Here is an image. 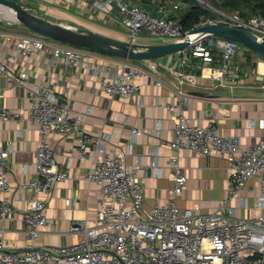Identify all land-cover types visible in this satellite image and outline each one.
I'll return each instance as SVG.
<instances>
[{
  "label": "built area",
  "instance_id": "obj_1",
  "mask_svg": "<svg viewBox=\"0 0 264 264\" xmlns=\"http://www.w3.org/2000/svg\"><path fill=\"white\" fill-rule=\"evenodd\" d=\"M111 2L115 3L120 23L132 42H145V39L166 42L188 36L189 30L184 29L180 19L164 15L168 10L167 1L157 5V14L147 11L142 0H93L92 4L103 11ZM206 6L214 15H204L193 27L221 22L247 28L264 38V16L245 17L235 10ZM179 8L177 3L171 6L174 14ZM215 38L194 41L188 48L201 60L202 75L222 81L226 74L233 72L230 63L237 51L249 47L234 39ZM17 46L25 54L36 49L51 53L48 59L51 67L58 65V57L72 66L86 60L93 52L97 53L34 32L19 35ZM107 56L101 63L88 62L87 68L99 76L100 86L111 99L138 92L141 83L137 80L141 77L153 76L158 85L163 83L156 77L154 64L146 67L131 59ZM217 59L222 61L221 66L212 65L214 61H220ZM8 67L7 63L0 62L3 76L11 78ZM172 73L176 79L175 95L164 103L167 110L175 114L168 144L175 150L188 148L227 160L230 170L227 196L220 200L217 209L201 212L198 205H178V196L187 176L178 156L172 154L166 160L173 174L170 197L165 203H155L146 210L144 186L136 173V169L142 167L140 158L136 168H131L122 155L109 151L106 132L94 134L83 128L82 121L84 115L90 113V107L73 111L70 104L57 97L50 88L34 83L30 88L32 105L27 118L36 124L39 141L35 147L34 172L22 184L32 192L24 212L27 243L20 249H10L3 241L5 222L14 218L15 210L11 200L4 195L10 189L7 160L10 150L0 147V264H264V212L238 216L235 207L228 204V199L238 195L249 178L256 177L260 187L256 204L264 208V137L243 144L238 137L221 134L212 121L205 125L192 122L186 114L190 94L182 88L185 78L192 76L179 65ZM26 75L21 71L13 79L19 81ZM157 104H162L160 98ZM19 115L17 109L0 108L2 121ZM257 123L264 127V118ZM161 124L159 119L156 132ZM255 124L252 119L250 125ZM142 132V128L131 126V140ZM53 134L73 135L79 159L92 157V165L84 177L100 185L102 196L93 225H89L86 218L69 225L68 231L78 233V240L66 244H39V235L47 222L46 201L54 185L68 176L65 167L56 160L50 141ZM93 142L95 148L102 151V158L95 156V149L91 150ZM153 154L150 167L159 175L157 152ZM239 198L240 204L245 206V196L239 195Z\"/></svg>",
  "mask_w": 264,
  "mask_h": 264
},
{
  "label": "crops",
  "instance_id": "obj_2",
  "mask_svg": "<svg viewBox=\"0 0 264 264\" xmlns=\"http://www.w3.org/2000/svg\"><path fill=\"white\" fill-rule=\"evenodd\" d=\"M19 1L40 15L70 27L90 28L128 40L114 2L101 11L92 4L93 0ZM164 1L169 3L164 15L176 19H180L195 4H201L207 9L201 0H142V4L147 11L157 14V5ZM175 3L180 4L176 14L171 9ZM207 12L214 15L210 9ZM3 20H0V62L9 65L8 71L13 77L21 71L27 74L16 81L13 77L3 76L0 71V108L6 106L20 112L19 116L0 120V147L10 150L7 159L10 189L4 195L11 200L15 210L14 218L5 222L3 232V241L10 249H20L27 243L24 212L32 192L22 184L34 172L35 147L39 141L36 124L27 118L28 109L32 105L30 88L34 83L50 88L57 97L68 102L73 111L90 107V113L84 115L83 128L94 134L106 132L109 135L106 142L109 151L122 155L131 168H136L140 158L142 167L136 169V173L144 186L146 210L155 203H165L170 197L173 174L166 160L172 154L178 156L187 176L177 200L180 207L198 205L201 212L213 211L217 209L220 200L227 196L230 170L226 159L203 155L188 148L175 150L168 144L172 137L175 114L167 110L164 103L175 95L176 79L172 73L175 66L179 65L192 76L191 79L185 78L182 85L187 93L190 90L204 92V95L189 93L186 114L192 122L205 125L212 121L221 134L238 137L243 144L264 137V127L257 123L264 118V58L257 56L251 48L237 51L230 63L233 72L226 74L222 81L202 75L201 60L185 51L151 60H139V64L146 67L154 64L157 68L156 77L163 83L158 85L153 76L141 77L137 80L141 83L138 92L111 99L100 86L99 76L87 68L88 62L101 63L107 60V54L93 52L86 60L72 66L58 57V65L51 67L48 63L51 53L36 49L31 54H25L18 48L19 35L30 33L31 30L12 20ZM221 64V60L212 63L213 66ZM159 98L161 105L157 104ZM159 119L162 124L159 132H156ZM252 119L256 121L254 126L250 125ZM131 126L143 129L134 140H131ZM50 141L57 162L65 167L68 176L54 185L46 201L47 222L37 242L66 244L79 238L78 233L68 231L70 224L83 218L87 219L89 225L94 224L102 190L99 184L85 179L84 175L92 165V157L79 159L73 135L53 134ZM92 149H95L96 157L102 158L103 153L95 148L94 142L91 144ZM154 152H157L159 175L150 167ZM259 192L258 179L249 178L240 193L228 199V204L235 207L238 216L261 214L264 208L256 204ZM239 195L245 196V206L240 204Z\"/></svg>",
  "mask_w": 264,
  "mask_h": 264
},
{
  "label": "water",
  "instance_id": "obj_3",
  "mask_svg": "<svg viewBox=\"0 0 264 264\" xmlns=\"http://www.w3.org/2000/svg\"><path fill=\"white\" fill-rule=\"evenodd\" d=\"M3 18L22 24L34 33L45 37L83 47L103 54L127 58L131 60H146L165 54L174 53L188 48L194 41L205 38H229L242 43L264 57V38L251 30L227 23H210L193 27L183 40L166 42H132L116 38L90 28H73L61 22L48 19L32 10L19 0H0ZM190 94L204 95V92L190 90Z\"/></svg>",
  "mask_w": 264,
  "mask_h": 264
},
{
  "label": "trees",
  "instance_id": "obj_4",
  "mask_svg": "<svg viewBox=\"0 0 264 264\" xmlns=\"http://www.w3.org/2000/svg\"><path fill=\"white\" fill-rule=\"evenodd\" d=\"M211 1L214 2L213 5L235 10L245 17H248L252 14H259L264 16V0H211ZM207 11L208 10L202 7L201 4L192 5L190 9L180 18V21L183 24L184 29L191 30L194 24L200 21L204 15L209 17L212 16L211 14H208ZM184 51L190 56H194L191 54V50L189 48H186ZM194 57L197 58V56Z\"/></svg>",
  "mask_w": 264,
  "mask_h": 264
},
{
  "label": "rangeland",
  "instance_id": "obj_5",
  "mask_svg": "<svg viewBox=\"0 0 264 264\" xmlns=\"http://www.w3.org/2000/svg\"><path fill=\"white\" fill-rule=\"evenodd\" d=\"M202 1H204L205 2V4L206 5H208V6H210V5H213L214 4V2H212L211 0H202ZM177 4H179V3H177ZM180 5V4H179ZM217 6V5H216ZM168 7H169V4H168ZM207 9H208V7H207ZM224 9V8H223ZM209 10V9H208ZM213 14V13H212ZM3 12H2V10L0 9V17H3ZM4 20L3 21H6V22H10V20H8V19H6V18H3ZM145 40H147V42L148 43H150V42H155L154 40H148V39H145ZM239 51V50H238ZM241 51V50H240ZM242 52V51H241ZM237 55V54H236ZM235 55V56H236ZM133 62H135V63H139L140 61L139 60H132Z\"/></svg>",
  "mask_w": 264,
  "mask_h": 264
}]
</instances>
